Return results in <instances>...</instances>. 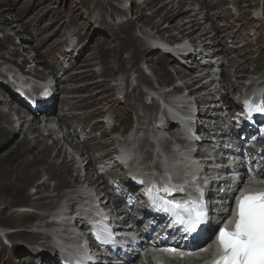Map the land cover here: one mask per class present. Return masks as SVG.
I'll return each instance as SVG.
<instances>
[{"label": "rangeland", "instance_id": "obj_1", "mask_svg": "<svg viewBox=\"0 0 264 264\" xmlns=\"http://www.w3.org/2000/svg\"><path fill=\"white\" fill-rule=\"evenodd\" d=\"M81 4L82 2L80 5ZM94 5L96 13L99 15L104 14L105 16V23L104 25H100L99 30L106 32L110 38H114L115 40L111 42L108 35L102 40L96 37L91 38L84 50V54L75 62H70L72 70L65 71L62 69V66L55 56V53H59V45H56L55 41H53L57 39V37L52 36V32L56 28L64 30L67 24L65 18H67L70 23L79 28L80 36L92 34L93 29L98 27V25H92L91 21L94 11L91 13L89 7ZM78 6L79 4L75 0H0V22L2 23L0 26L3 28L0 33V60L4 54L5 40H3V37L6 35L8 36L9 32L16 31V33H18L21 31L25 34H33L32 38H34V41L32 43V49L34 59L37 60L39 65L43 66V68L50 69L58 83L66 80V83L59 85L57 90L59 93L58 98L60 107L65 108L66 105L70 112L77 114V116L73 118V121L78 124L86 125L85 133L91 137L93 136L84 146L77 140L76 142H72L75 144L72 145V147L87 152L93 158L94 164L99 160L98 158L101 157V155L110 153L115 149V147L109 145L110 138L101 130L102 126L99 124L101 118L104 115H110L116 118L121 129L129 133L137 131L140 127H142V131H145L147 123H144V120H140L141 123L138 125L136 119L141 117L144 113H149L150 115L148 118L153 119L155 107L147 106L146 102L148 100L142 97V86H149L151 84L152 87H157L159 84H170V80H174L177 76L172 67H168V74L158 69L152 71L151 68L156 66L157 60L169 62L172 66L173 63L170 59L168 60L158 53H151L147 56V50L143 42L133 39L130 35L132 23L123 24L114 28L112 24L116 23L118 25L124 18L117 10L113 9L111 5L95 4L94 0H88V2H84L81 7L86 9L89 16H87L86 12L83 13V10L78 12ZM202 6V16L206 24L205 28H210V30L214 29L215 32H217L216 36H214L215 41L221 42V45H224L228 44L232 39H230L228 35H221L220 30L217 29L215 23L211 21L212 15L214 17L220 16V19H225L227 22L226 29L229 31V35H234L236 39L235 43L232 45V49L226 47L222 48L220 43L218 44L219 46L216 44L218 51L217 59H220L219 66L221 67V73L220 70L217 72L221 80L220 85L225 87L227 96L230 93H235L240 90V80L243 81L246 78L250 80L253 76L257 79H264V14L261 24L251 19L252 13L256 11L258 7V0H212L211 2L203 0ZM231 7L237 9V16L232 17L230 15L229 8ZM169 16H175L174 12L169 13ZM165 20L167 19L165 18L164 21ZM141 21L146 25H155L157 28L164 26L161 25L160 22H155L146 17H143ZM165 22L170 25L169 27L171 29L176 30L171 27L174 25L169 24L168 21ZM10 23H12V26ZM21 32L19 33L20 35H22ZM197 35L198 37L201 36V31H198ZM212 35L213 34H209V36ZM97 37L101 38L102 35L99 34ZM97 62L102 65L101 69L97 72L101 73L102 71L101 76H97V73L92 72L93 65ZM134 68L139 69V72H137L139 78L138 86L133 90V95L128 98L126 97L124 103L115 101L112 99L113 86H111L110 83L115 81L118 74H120L123 79L127 80L131 72H134ZM181 75H186V72L182 71ZM0 89H2V87ZM162 91L161 89V92ZM130 94H132V92ZM67 99L69 104L73 106V109L67 104ZM141 107L144 109H141ZM132 109H134V111H132ZM1 121L2 120H0V122ZM90 131H93V133H90ZM78 136L80 138L81 134ZM22 139L23 133L19 132L13 136L12 140L9 138L7 141H5V139L0 141V158H10L13 154L9 162L16 161L18 158L14 157V152L16 151L15 146H17ZM29 140V145L34 142L32 139ZM102 147H104V149H102ZM146 150L147 148H145V151ZM56 153H58L60 157L64 156L62 154L63 152L60 153L57 147H53L51 150V159ZM19 154L20 152H17L16 155L19 156ZM48 154H42V156L47 157ZM38 155H41V153L28 156L27 159L24 158V166L27 162L32 163L34 158L37 159L36 161L42 160ZM50 161L51 160H49V162ZM0 166V177L5 175L4 178H7L0 184V208L3 209L0 212V231H11L20 227H25L27 231L36 229L45 218L43 216L35 217L31 212L17 214L18 210H21L19 207H28L33 210V212H39L40 210L48 209V207L37 208V204H42L41 199L37 201L34 199L37 194L35 196H30L25 193L27 189L33 188L27 187V185L32 182V179L25 177L27 179L26 181L23 178L15 184V180L18 178L17 175L20 176L19 171L15 170L14 166H9V164H1ZM31 169L32 168L28 170ZM35 169L36 168H34V170ZM1 171H3L2 174ZM64 172L68 174L67 169H64ZM114 173L119 178L123 177L117 170ZM38 178L34 180L35 183L47 177L42 173L40 178ZM52 180L53 179H50V181ZM10 182H14L13 186H16L17 189L14 188L13 191H11L9 187L7 192H5ZM102 185H104L103 179ZM49 186L52 188V184H49ZM55 197L56 196H53V198H45L42 202L48 203L51 201L56 204L57 201ZM116 199L119 201L118 203L120 205L125 201L123 196H117ZM41 218L42 221L40 220ZM34 236L36 235L33 234V237ZM9 237L16 238L21 236L10 235ZM35 245L36 244H33V246ZM2 251L3 247L0 244V254H4ZM0 264H5V262L0 259Z\"/></svg>", "mask_w": 264, "mask_h": 264}, {"label": "bare ground", "instance_id": "obj_2", "mask_svg": "<svg viewBox=\"0 0 264 264\" xmlns=\"http://www.w3.org/2000/svg\"><path fill=\"white\" fill-rule=\"evenodd\" d=\"M171 12H174L175 16H172L170 17L169 16V13ZM185 15V12L182 11V8L181 7H172L170 8L164 15V19L166 18L167 20L165 21H168L169 24H172L174 26H171L172 28H175V29H178V30H181L185 27V24L182 23V19ZM170 17V18H169ZM2 23L0 22V25ZM170 26V25H169ZM194 26H192L191 28H193ZM126 40V39H125ZM31 42L34 41V38L33 40L31 39L30 40ZM149 43L153 44V48H156V47H159L160 49L162 50H165V49H168L169 46L167 45H164V44H159L158 42L156 41H149ZM151 53H147V56L150 55ZM166 58V57H165ZM144 62V61H143ZM219 61H217L213 66L212 68L210 69L212 72L213 70H217L219 68H221L219 66ZM156 66H153L151 69L152 71H156L157 69L158 70H161L163 71L165 74H168V67H172L173 66L171 64H169V62H166V61H162V60H157ZM151 67V66H150ZM138 69V68H137ZM122 71V70H121ZM139 72V71H137ZM182 74V71L181 70H178L176 72V76L179 78V79H186L188 77H190L192 75V73H190V75H181ZM216 76V75H215ZM172 81V80H170ZM65 82V81H64ZM167 82V81H166ZM184 84H187L184 83ZM209 85L211 88H208V86L206 85ZM188 85V84H187ZM150 87H152V85L150 84L149 85ZM203 86H205L206 90H211L213 89V81L211 80L210 77H206V81H204V83L201 85L200 89H196L195 86L192 84V83H189V86L185 89H183L181 95H178L177 97H174V96H170L169 97H166V98H169L167 100H158V106L160 108V113L163 114L165 113L166 111H170L172 108H168V110H165L164 112L162 111V102L164 104L167 105V107L171 106L173 102H177V104L179 106H181L183 103L185 104V106L187 105V101H186V98L188 95H195L199 92H204L203 90ZM157 89V92L160 91V87H156ZM144 93V91H143ZM162 93V92H161ZM131 95H133V92L132 94L130 95H127V98L130 97ZM142 95V94H141ZM143 97V96H142ZM163 97H165L163 95ZM173 101V102H172ZM196 101H199V100H196ZM154 101L152 99H149L146 104L147 106L148 105H153ZM2 104V102L0 101V105ZM199 104V103H197ZM143 108V107H141ZM174 109V108H173ZM132 111H134V109H132ZM174 111V110H172ZM202 112L204 110H201ZM227 110L223 111V112H226ZM15 112L17 114L20 113V110H15ZM201 112V113H202ZM170 113V112H169ZM188 111L184 112V114L180 117V118H183V120H181L182 124L184 125L186 122L188 123H191V129H193V126L195 123L193 122H190L189 121V116L190 115H187ZM171 114V113H170ZM149 113L147 114H143L141 115V117H138L136 120L138 121V125H140L141 121L144 120V123H147L148 126L152 124V119L151 118H148L149 117ZM172 115V114H171ZM212 116H214V114H212ZM9 119L10 117L7 116V115H4L0 112V120L2 121H5L4 124H7L9 122ZM141 120V121H140ZM161 122H164V119L161 118L160 120ZM156 122V121H155ZM211 123H214L216 124V119H212ZM38 124V119L36 116L33 117L31 123H30V126L33 128L32 132H31V135H34L36 134L35 138H34V142L32 144H28V139L26 138L27 137V132L24 128V126L20 127L19 130L15 129V130H12L11 132H5L3 128L0 127V141H3L5 139V141H7L9 138H12L13 135L17 134V132H21L23 131L24 132V138L23 140L17 145V149H15L16 151L14 152L15 156L14 157H17L18 159L16 161H12V162H9L10 159H12V156L13 154L11 155L10 158H6V159H2L0 158V165L2 164H9V166H14L15 170H18L19 171V175L18 178L15 180V184H17L19 182V180L21 179H25V181L27 180L25 177H28L29 179H32V182L41 176V174H45L47 177H48V181H50V179H53L56 181V185L55 184H52V188H50L49 186V183H41L39 185H35L33 187V184L32 182L27 185V187H33L36 191V193L39 195L43 192H48L50 191V193H55V192H59V191H62L63 189L67 190V192H69L70 189H73V185L71 183V181H68L66 182V178L62 177L63 175H66V173L64 172V169H67V172L69 174V168H70V165L72 167V169L74 170V167L76 165V163L74 162V160L72 159L70 162H68L67 160V157L64 156L63 158L60 159V157H55L54 159H52L50 162L47 161V157L46 156H42L43 155H46L48 153H50V151L52 150L49 146L45 145L44 146V142H43V138L41 136V134L39 133V130H36V126ZM168 124L169 122L167 121V123H165V128L163 130L164 133L167 132V129H168ZM251 124H254L253 126V130L255 129H258L261 127V124H255L251 121ZM248 125V124H247ZM101 126V124H100ZM146 127L145 128V131H142V127H140L137 131L133 132V133H130L128 134V138L133 142L131 144V148L128 150V153H127V156L128 158H126V163L128 165H133V166H137L139 168V171L142 172L144 175L148 176V180H151V179H154L155 177L154 176H160V168L157 167L153 161H152V150H156L157 146L156 144H154V142H152L151 140H153V135H149L151 133L149 127ZM224 126H227V127H232V123L230 122H224ZM140 132H142V134H140ZM163 133V134H164ZM12 134V135H11ZM145 134L146 137L143 138V142H140V140H137L136 141V136L137 135H143ZM11 135V136H10ZM169 135V134H168ZM168 135L166 136L165 135V138L168 139ZM8 136H10L9 138H7ZM79 143H81L83 146L85 145V143L83 141H79ZM59 144L58 142H56V145ZM39 146H42V148L40 150H38V147ZM172 147L175 150L171 149L169 152H168V157L171 159V166H175V167H179L181 169V166L183 165L184 161L186 159H189L193 156V153L191 152L190 148L188 146L185 147L184 145V141L183 139H180L179 143H174L172 145ZM71 148L72 150H75V147H72V144H71ZM145 148H147V150L145 151ZM163 148V145H161L159 147V149H162ZM102 149H104V147H102ZM82 150V149H81ZM157 151V150H156ZM17 152H20L19 156H17ZM60 153H62V151L60 150L59 151ZM83 154H84V159L87 161V163L90 164V166H92V163H93V158L87 153V152H84L82 150ZM41 153V155H38V157L42 160H38L36 161L37 159L34 158V161L32 163H28L24 166V158L27 159L28 156H34V155H37ZM120 153V152H119ZM137 154H139V157L137 156ZM49 155V154H48ZM65 155H66V152H65ZM109 155V153L106 154V156ZM6 157V156H5ZM38 158V159H39ZM14 159V158H13ZM16 159V158H15ZM44 159V160H43ZM99 160L96 161L94 165H98V164H101V163H104L105 166H106V169L108 170L109 173L107 174H112L110 172L114 171L115 170V165L114 164H111L109 163L108 161H106V159H109V158H104V157H99L98 158ZM61 162V164L59 165L58 168L55 167L56 163L58 162ZM9 162V163H8ZM17 163V164H16ZM160 164V163H159ZM24 166V167H23ZM160 166L162 167L163 164H160ZM204 164L203 162H200L198 165H197V168H196V171L202 175H205V170L203 168ZM1 167V166H0ZM4 168V167H3ZM32 168L31 170H28ZM34 168H36L34 170ZM148 169V173H146V171L143 169ZM2 169V168H1ZM9 170V169H7ZM14 170V171H15ZM116 170L118 172H122V170L120 168H116ZM115 170V171H116ZM3 171H1V174H2ZM7 173V171H6ZM17 173V172H15ZM12 174V173H11ZM5 175L1 176L0 177V184L6 180L7 178H4ZM13 176V175H12ZM15 177V176H14ZM85 177L87 179L90 180V176H87L85 175ZM10 178V177H9ZM34 183V182H33ZM75 183V182H74ZM4 185V184H3ZM14 185V182H10L8 185H7V189L5 192H7V190L9 189L10 187V190L13 191L14 188L17 189L16 186H13ZM107 187H111V182H107L105 184ZM2 186V185H1ZM5 186V185H4ZM3 188V187H2ZM25 189V188H24ZM52 189V190H51ZM4 190V189H3ZM17 192V191H15ZM4 194V193H3ZM16 195V194H15ZM54 196V195H53ZM53 196H48L47 198H53ZM39 199H41L40 197L36 198L37 201H39ZM30 201V200H29ZM36 203V202H35ZM38 206H36L37 208H49V210L47 212H52L55 210L57 203L54 204V202H48L46 204L42 203L41 205L37 204ZM50 215H48L47 217H49ZM45 227H47V225H45ZM212 230H213V227H212ZM211 228H207L205 230L206 232V235L207 233H209L210 231H212ZM81 233H83L84 231L81 230L80 231ZM59 247H62L61 243H60V246Z\"/></svg>", "mask_w": 264, "mask_h": 264}, {"label": "snow or ice", "instance_id": "obj_3", "mask_svg": "<svg viewBox=\"0 0 264 264\" xmlns=\"http://www.w3.org/2000/svg\"><path fill=\"white\" fill-rule=\"evenodd\" d=\"M244 107L249 114L264 113V103L253 104L250 100H245ZM247 173L249 176H259L260 168L257 166L254 169L250 163ZM235 183L233 191L239 192V195L232 197L235 209L230 214L231 220L225 226L219 227L215 234L217 253L212 264H264V190L241 191L239 180ZM164 190L170 189L165 187ZM177 190L183 191V188ZM198 191L202 197L203 190ZM162 210L171 212L173 223L180 225L188 236L198 234L208 224V211L202 202L163 206ZM104 232H108L106 226ZM97 239H100V235H97ZM164 251L175 254L177 249L166 248Z\"/></svg>", "mask_w": 264, "mask_h": 264}, {"label": "clouds", "instance_id": "obj_4", "mask_svg": "<svg viewBox=\"0 0 264 264\" xmlns=\"http://www.w3.org/2000/svg\"><path fill=\"white\" fill-rule=\"evenodd\" d=\"M13 243H14V242H13ZM25 256H26L27 259H29V260H33V251L31 252V251L27 250V251L25 252Z\"/></svg>", "mask_w": 264, "mask_h": 264}]
</instances>
